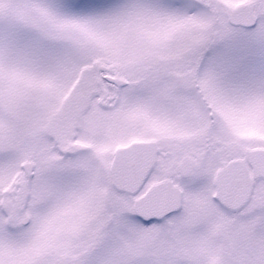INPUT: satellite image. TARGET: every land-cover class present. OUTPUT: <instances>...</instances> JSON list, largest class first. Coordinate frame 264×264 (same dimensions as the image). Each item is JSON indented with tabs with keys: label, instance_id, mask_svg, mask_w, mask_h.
Segmentation results:
<instances>
[{
	"label": "snow or ice",
	"instance_id": "6c2138e0",
	"mask_svg": "<svg viewBox=\"0 0 264 264\" xmlns=\"http://www.w3.org/2000/svg\"><path fill=\"white\" fill-rule=\"evenodd\" d=\"M0 264H264V0H0Z\"/></svg>",
	"mask_w": 264,
	"mask_h": 264
}]
</instances>
